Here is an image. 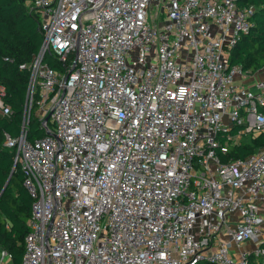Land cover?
<instances>
[{
	"label": "built area",
	"instance_id": "obj_1",
	"mask_svg": "<svg viewBox=\"0 0 264 264\" xmlns=\"http://www.w3.org/2000/svg\"><path fill=\"white\" fill-rule=\"evenodd\" d=\"M43 42L21 132V264L264 262V66L230 65L240 0H23ZM0 84V113L10 117ZM49 116V120L45 119ZM42 136L29 139L32 121ZM0 249V264H12ZM260 264V263H259Z\"/></svg>",
	"mask_w": 264,
	"mask_h": 264
},
{
	"label": "trees",
	"instance_id": "obj_2",
	"mask_svg": "<svg viewBox=\"0 0 264 264\" xmlns=\"http://www.w3.org/2000/svg\"><path fill=\"white\" fill-rule=\"evenodd\" d=\"M239 5L252 10L253 26L231 50L229 63L254 72L264 66V0H240ZM43 38L36 9H29L23 0H0V84L6 87V101L12 108L10 117L0 113V249L12 254V264L23 259L32 198L24 186L23 169L14 165V149L5 145V134L15 138L21 132L30 74L20 66L39 53ZM39 136L34 119L29 139ZM263 146L264 133L233 146L224 160L246 158Z\"/></svg>",
	"mask_w": 264,
	"mask_h": 264
},
{
	"label": "water",
	"instance_id": "obj_3",
	"mask_svg": "<svg viewBox=\"0 0 264 264\" xmlns=\"http://www.w3.org/2000/svg\"><path fill=\"white\" fill-rule=\"evenodd\" d=\"M49 120V116L45 119V121L47 122ZM15 171V166H14V169H13V172ZM9 182V181H8Z\"/></svg>",
	"mask_w": 264,
	"mask_h": 264
}]
</instances>
